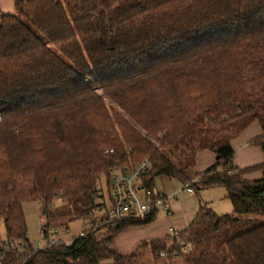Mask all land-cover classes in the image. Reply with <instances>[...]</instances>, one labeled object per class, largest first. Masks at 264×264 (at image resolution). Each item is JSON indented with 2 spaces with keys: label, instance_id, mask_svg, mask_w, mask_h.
I'll return each instance as SVG.
<instances>
[{
  "label": "trees",
  "instance_id": "trees-1",
  "mask_svg": "<svg viewBox=\"0 0 264 264\" xmlns=\"http://www.w3.org/2000/svg\"><path fill=\"white\" fill-rule=\"evenodd\" d=\"M15 3L0 14V264H264V160L239 168L232 144L258 122L264 153V0ZM204 150L219 158L196 172ZM145 160L154 194L160 176L223 187L233 213L201 204L185 230L121 252L119 232L157 212L110 220L99 180L110 194L113 169ZM28 201L42 231L97 228L40 248Z\"/></svg>",
  "mask_w": 264,
  "mask_h": 264
},
{
  "label": "crops",
  "instance_id": "crops-1",
  "mask_svg": "<svg viewBox=\"0 0 264 264\" xmlns=\"http://www.w3.org/2000/svg\"><path fill=\"white\" fill-rule=\"evenodd\" d=\"M15 10V0H0V14L13 13ZM261 133V125L258 122H253L232 141L235 150L234 164L237 167L244 168L263 162V150L253 143L254 139ZM216 161V155L212 151H201L197 156L195 171L204 172L215 165ZM260 175V172H255L248 177L251 179L258 178ZM174 193H177V195L173 196ZM213 193H218L227 198V192L223 187L202 189L200 191L194 189L193 193L179 188L178 190L172 189L169 194L162 193L167 195L172 213L168 215L160 211L155 219L149 223L125 228L119 232L115 239L116 247L121 252H128L141 242L163 239L170 234L185 230L196 217L201 204L210 205L216 211L220 208L218 203L215 204V201L211 199Z\"/></svg>",
  "mask_w": 264,
  "mask_h": 264
},
{
  "label": "built area",
  "instance_id": "built-area-1",
  "mask_svg": "<svg viewBox=\"0 0 264 264\" xmlns=\"http://www.w3.org/2000/svg\"><path fill=\"white\" fill-rule=\"evenodd\" d=\"M147 165L148 160H145L132 169L119 167L112 170L110 205L105 208L110 220L127 218L141 220L155 212L162 211L168 215L172 213L167 195L154 194L146 187L142 175ZM183 189L190 193L194 192V188L189 183L184 184ZM175 195L177 193L173 194V196ZM96 228L97 226L92 223H85L78 236L64 240L60 237L59 230L61 228L51 227L42 231L44 240L38 246L44 248L56 244L71 245L77 237H84L89 231H94ZM62 230L68 231L69 228H62Z\"/></svg>",
  "mask_w": 264,
  "mask_h": 264
},
{
  "label": "rangeland",
  "instance_id": "rangeland-1",
  "mask_svg": "<svg viewBox=\"0 0 264 264\" xmlns=\"http://www.w3.org/2000/svg\"><path fill=\"white\" fill-rule=\"evenodd\" d=\"M183 184L176 179H170L166 176H160L156 179V190L169 194L172 189L178 190L179 188H183ZM99 187L102 189L101 194L103 197H97V201H105L107 205H110V197H109V189H108V181L106 178H101L99 180ZM211 199L215 201V204L218 203L220 208H218L217 212L219 214H232L233 206L231 201L223 195L212 194ZM229 204V205H228ZM228 206V209H227ZM24 213L27 220L28 225V237L30 241L35 245H40L43 242L44 237L42 235V225H43V217L41 214V205L38 202L28 201L24 203ZM259 219L264 221V216H259ZM83 221L77 220L73 222L69 230H59L60 237L64 240H70L71 238L78 236L83 229ZM7 238V232L4 220L0 221V242L5 241Z\"/></svg>",
  "mask_w": 264,
  "mask_h": 264
},
{
  "label": "water",
  "instance_id": "water-1",
  "mask_svg": "<svg viewBox=\"0 0 264 264\" xmlns=\"http://www.w3.org/2000/svg\"><path fill=\"white\" fill-rule=\"evenodd\" d=\"M217 159L219 158V157H216Z\"/></svg>",
  "mask_w": 264,
  "mask_h": 264
}]
</instances>
